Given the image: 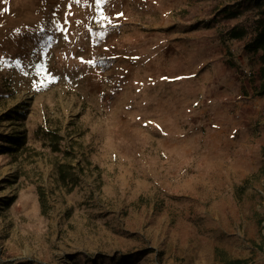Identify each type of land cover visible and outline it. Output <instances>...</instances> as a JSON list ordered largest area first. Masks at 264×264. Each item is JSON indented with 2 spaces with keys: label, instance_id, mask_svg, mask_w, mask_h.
<instances>
[{
  "label": "rangeland",
  "instance_id": "obj_1",
  "mask_svg": "<svg viewBox=\"0 0 264 264\" xmlns=\"http://www.w3.org/2000/svg\"><path fill=\"white\" fill-rule=\"evenodd\" d=\"M259 1L0 0V264H264Z\"/></svg>",
  "mask_w": 264,
  "mask_h": 264
},
{
  "label": "trees",
  "instance_id": "obj_2",
  "mask_svg": "<svg viewBox=\"0 0 264 264\" xmlns=\"http://www.w3.org/2000/svg\"><path fill=\"white\" fill-rule=\"evenodd\" d=\"M238 5V3H237ZM220 14H225V18H236L242 14L238 9H226ZM220 38L222 41H243V49L249 55L251 64H257L256 68H252L246 73L245 78L241 82V91L243 95L264 96V0H260L257 5L251 9L246 19L242 24L232 26L225 31H221ZM233 66V65H232ZM47 138L54 152H60L59 142L62 140L57 133L51 132L47 134ZM23 138L13 140V146L10 151H15L23 144ZM59 179L63 184L70 182L73 188L76 187L77 181L74 177L71 165L63 164L57 167ZM264 176V168H262ZM260 196V194H257ZM43 204V199L40 201ZM143 256V253L128 254L122 258L120 263L134 264V262ZM72 264H116V258L98 257L90 259L88 256L77 253L70 257ZM225 264H244L245 262L239 259L223 260Z\"/></svg>",
  "mask_w": 264,
  "mask_h": 264
}]
</instances>
